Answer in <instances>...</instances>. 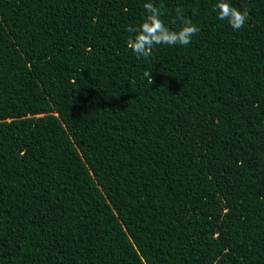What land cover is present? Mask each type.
I'll return each instance as SVG.
<instances>
[{"label":"trees","instance_id":"trees-1","mask_svg":"<svg viewBox=\"0 0 264 264\" xmlns=\"http://www.w3.org/2000/svg\"><path fill=\"white\" fill-rule=\"evenodd\" d=\"M146 2L0 0V264H264V0Z\"/></svg>","mask_w":264,"mask_h":264},{"label":"clouds","instance_id":"clouds-1","mask_svg":"<svg viewBox=\"0 0 264 264\" xmlns=\"http://www.w3.org/2000/svg\"><path fill=\"white\" fill-rule=\"evenodd\" d=\"M145 16L135 27L129 26L126 31L131 33L127 40V46L133 51L137 58H147L151 55L154 46H187L191 43L193 36L200 29L190 18L184 15L182 8H176V16L180 20L178 29H170L162 19V7L153 0L144 3ZM217 14V19L227 21L229 26L236 31L241 30L248 19V10H240L229 2V0H216L212 9ZM152 82V81H151ZM218 264V262H217Z\"/></svg>","mask_w":264,"mask_h":264}]
</instances>
